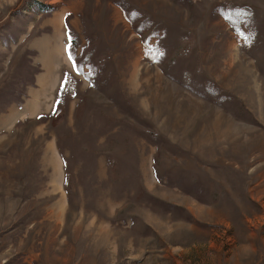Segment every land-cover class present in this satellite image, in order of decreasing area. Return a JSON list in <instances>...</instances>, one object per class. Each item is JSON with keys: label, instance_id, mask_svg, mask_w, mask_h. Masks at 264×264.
<instances>
[{"label": "rangeland", "instance_id": "rangeland-1", "mask_svg": "<svg viewBox=\"0 0 264 264\" xmlns=\"http://www.w3.org/2000/svg\"><path fill=\"white\" fill-rule=\"evenodd\" d=\"M0 264H264V0H0Z\"/></svg>", "mask_w": 264, "mask_h": 264}, {"label": "snow or ice", "instance_id": "snow-or-ice-1", "mask_svg": "<svg viewBox=\"0 0 264 264\" xmlns=\"http://www.w3.org/2000/svg\"><path fill=\"white\" fill-rule=\"evenodd\" d=\"M69 59H72V56H71V52L69 51ZM74 65H75V61H73Z\"/></svg>", "mask_w": 264, "mask_h": 264}]
</instances>
